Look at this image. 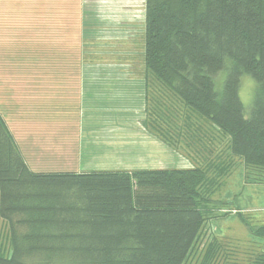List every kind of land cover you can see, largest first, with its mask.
<instances>
[{"label": "trees", "instance_id": "obj_1", "mask_svg": "<svg viewBox=\"0 0 264 264\" xmlns=\"http://www.w3.org/2000/svg\"><path fill=\"white\" fill-rule=\"evenodd\" d=\"M145 14L147 127L191 165L35 172L0 112V264H240L204 226L238 161L264 177V0H146Z\"/></svg>", "mask_w": 264, "mask_h": 264}, {"label": "crops", "instance_id": "obj_2", "mask_svg": "<svg viewBox=\"0 0 264 264\" xmlns=\"http://www.w3.org/2000/svg\"><path fill=\"white\" fill-rule=\"evenodd\" d=\"M32 1L40 8L28 16L31 20L21 32L29 44L27 52L40 61L23 62L19 76H13L5 62L7 74L0 80L4 88L0 112L28 166L35 172L78 174L178 168L171 165L183 154L147 127L144 62L120 60L124 63L120 66L82 60L92 52L117 60L119 54L123 58L144 54L146 0H83L81 7L76 2L54 6L53 0ZM62 5H72L78 12L62 13ZM124 41L131 43L115 45ZM98 66L121 70L116 77H95L89 70ZM158 149L163 150V159L136 156Z\"/></svg>", "mask_w": 264, "mask_h": 264}, {"label": "rangeland", "instance_id": "obj_3", "mask_svg": "<svg viewBox=\"0 0 264 264\" xmlns=\"http://www.w3.org/2000/svg\"><path fill=\"white\" fill-rule=\"evenodd\" d=\"M38 1L40 2V0ZM47 1L48 0H41L43 3ZM53 2L54 6H58L62 2H73L74 4L76 2L79 7L83 5V0H53ZM36 8L39 9L40 4H35L32 0H0V80H4L7 74V71L4 69L5 62L8 64V68H11L9 72H12L13 76H19L23 70L20 67L23 62L40 61L38 56L29 53V51L27 52L26 45L29 44L25 43L21 32L24 25L29 24L31 19L28 18V16L32 15ZM77 9L72 5L61 6L62 13H71L75 15L78 12ZM82 11L83 9H81V12ZM133 34V36H135L134 32ZM130 36L131 35L128 37ZM81 39L84 41L85 38ZM129 43L131 42L124 41L116 43L115 45L120 46ZM30 45L32 47L35 46L34 42L30 43ZM6 50L9 51V54L3 53V51ZM84 56H86L85 59H82L81 55H78V61L82 59L94 63H115L120 66L124 64L120 60H130L128 62L135 60L134 63L144 62V54H142V51L138 52L136 55H129L125 58L119 54L118 60L116 56L107 53L97 54L92 52V54H86ZM99 67L100 66L94 69L91 68L92 70H89V72H92L95 77H116L118 76L116 71L121 70L118 66H115L117 68L116 71L111 69L103 70ZM125 67L131 70V65H125ZM226 77L227 70L221 71L216 76L215 83L217 90H222ZM256 88L257 83L252 76L243 74L241 77L240 98L245 106L246 115L249 114L252 107ZM3 90V86H0V100L2 99L0 102L2 104ZM155 152L156 150H151L150 152L147 150L141 151L136 156L141 160L155 157L163 159V156H161L164 155L162 154L164 153L163 150L158 149L157 152ZM172 155L175 158L177 153L173 151ZM166 157L170 158L171 156L167 154ZM173 161L171 167H189L191 165L187 155H183L180 161ZM169 166L170 165H168V168ZM257 176L254 173L247 174L244 165L240 164L238 161L230 177L228 176L226 178L224 185L213 196L214 203H211L210 206L215 209V212L204 226L210 236H218L223 243L227 244V251H235L237 256H234V258L237 259L234 261L238 260L240 264H249L250 260L264 253V238L253 233V231L258 228L264 227V177ZM222 209L229 212L233 210L240 211L245 218L248 219L251 227L249 228V225H246L239 216H236L232 212L227 216H222L224 212ZM213 215L216 216L213 217ZM6 237L7 225L0 218V241L3 240L4 242Z\"/></svg>", "mask_w": 264, "mask_h": 264}, {"label": "built area", "instance_id": "obj_4", "mask_svg": "<svg viewBox=\"0 0 264 264\" xmlns=\"http://www.w3.org/2000/svg\"><path fill=\"white\" fill-rule=\"evenodd\" d=\"M133 36V35H132Z\"/></svg>", "mask_w": 264, "mask_h": 264}]
</instances>
